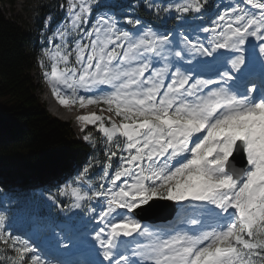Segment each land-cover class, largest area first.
<instances>
[{
  "label": "snow or ice",
  "instance_id": "obj_1",
  "mask_svg": "<svg viewBox=\"0 0 264 264\" xmlns=\"http://www.w3.org/2000/svg\"><path fill=\"white\" fill-rule=\"evenodd\" d=\"M141 6L166 23L111 0L62 6L40 63L61 105L100 109L78 120L105 159L44 196L62 220L0 193V264H264V0ZM162 202L174 217L143 223Z\"/></svg>",
  "mask_w": 264,
  "mask_h": 264
},
{
  "label": "trees",
  "instance_id": "obj_2",
  "mask_svg": "<svg viewBox=\"0 0 264 264\" xmlns=\"http://www.w3.org/2000/svg\"><path fill=\"white\" fill-rule=\"evenodd\" d=\"M1 1L0 94L12 104L0 103V185L11 187L21 179L26 187L32 178L46 182L73 171L76 164L84 168L91 158L104 160L103 151L77 138L69 122L48 111L32 75L42 58L44 17L52 14L59 19L63 0H30L29 7L38 13L37 28L7 16ZM7 1L14 4L16 0ZM124 3L145 18L153 17L140 0Z\"/></svg>",
  "mask_w": 264,
  "mask_h": 264
},
{
  "label": "rangeland",
  "instance_id": "obj_3",
  "mask_svg": "<svg viewBox=\"0 0 264 264\" xmlns=\"http://www.w3.org/2000/svg\"><path fill=\"white\" fill-rule=\"evenodd\" d=\"M29 0H16L14 4H12L11 2L7 1V0H2L1 1V6L3 8V10L5 11V13L7 14V16H11L16 18L17 20L20 21L21 24H23L24 26L27 25H32L33 27L35 26V10H31L29 8H27V4H28ZM116 0H111V2L115 3ZM225 1H229V0H220L219 3L217 4H223ZM66 4V0H63L62 2V6ZM61 18L58 22H56L53 26L54 31L56 29V27L65 19V12L63 7H61ZM54 20L53 16H49L47 15L46 20H45V29L48 28V26L51 24V22ZM149 23H153L151 21H148ZM156 26H160L159 23H153ZM43 34H45L46 39V46L45 48H51L54 44V41L52 39L53 33L51 34H46L45 30L42 31ZM49 63H51L49 61ZM49 69H46L45 66H42L41 63L38 65V68L36 70H34L33 72V76L35 78V83L37 84V86L39 85L38 89H37V94L39 95V97L44 100V90H50L51 86L48 84L46 78L44 77V72L45 71H49ZM0 103H3L4 105H11L12 102H8L6 100V96L5 95H1L0 94ZM54 104V106H56L55 102H52ZM73 108L74 111H76L77 117L83 115V114H88L91 112H96L99 114L100 109L94 106H89L88 108L82 110L81 108H79L78 105H69ZM52 104L47 105L48 110L52 113V114H56L55 116L65 120V121H70L72 127L74 128L75 132H76V136L85 141L83 139V136L85 134H88L87 131L84 133V131L90 127H95L92 125H89L86 129H82V126L78 120V118L74 117L72 119H70V117H68L69 115V110L67 109V107H65L64 105H59L58 107H60L61 113L60 111H57V109L54 107L55 110L51 109ZM57 107V106H56ZM71 110V109H70ZM96 133L98 135H100L101 140H102V134H100L97 129H96ZM93 138V137H92ZM94 138L92 139L91 142H93ZM89 143H91L90 141H87ZM77 172H75L73 175H70L68 177H63L62 179H53L52 182H54V186H50L51 184H41L40 181H36V180H32L31 184H30V192L37 194L36 198H38V200L40 198H44V196L50 195V194H55L57 193L58 189L63 187L65 184L71 183L72 180L78 175V173L81 171L79 168H76ZM23 190L19 191V192H14L19 198L22 195ZM0 193H6L5 188L0 189ZM13 193V192H12ZM43 194V195H41ZM63 197V196H61ZM62 199H68L67 197H63ZM4 201V197L0 196V202ZM51 202V201H50ZM64 215V214H63ZM69 215H72L71 213H69ZM22 219H19V221ZM19 224V223H18Z\"/></svg>",
  "mask_w": 264,
  "mask_h": 264
},
{
  "label": "bare ground",
  "instance_id": "obj_4",
  "mask_svg": "<svg viewBox=\"0 0 264 264\" xmlns=\"http://www.w3.org/2000/svg\"><path fill=\"white\" fill-rule=\"evenodd\" d=\"M65 107H67V109L70 111L68 117H70L71 119L74 118V117L75 118L77 117L78 114H76V111H74L71 106L68 105V106H65ZM56 109H57V111H60V113H61L60 107H56ZM82 110H84V109H82ZM83 115H85V114H83Z\"/></svg>",
  "mask_w": 264,
  "mask_h": 264
}]
</instances>
